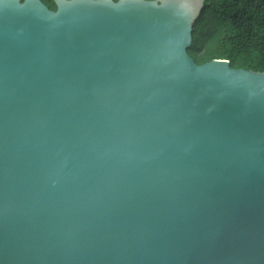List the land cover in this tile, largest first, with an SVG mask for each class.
Listing matches in <instances>:
<instances>
[{"label":"water","instance_id":"obj_1","mask_svg":"<svg viewBox=\"0 0 264 264\" xmlns=\"http://www.w3.org/2000/svg\"><path fill=\"white\" fill-rule=\"evenodd\" d=\"M53 1L0 0V264H264V72L206 0Z\"/></svg>","mask_w":264,"mask_h":264},{"label":"trees","instance_id":"obj_2","mask_svg":"<svg viewBox=\"0 0 264 264\" xmlns=\"http://www.w3.org/2000/svg\"><path fill=\"white\" fill-rule=\"evenodd\" d=\"M42 1L56 10L53 0ZM189 54L198 64L226 59L234 68L264 72V0H206Z\"/></svg>","mask_w":264,"mask_h":264}]
</instances>
